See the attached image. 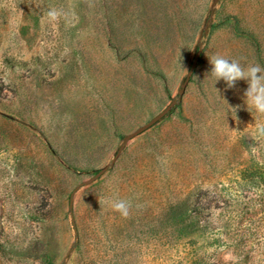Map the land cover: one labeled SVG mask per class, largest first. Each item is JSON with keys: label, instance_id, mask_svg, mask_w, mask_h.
I'll return each instance as SVG.
<instances>
[{"label": "rangeland", "instance_id": "374dc122", "mask_svg": "<svg viewBox=\"0 0 264 264\" xmlns=\"http://www.w3.org/2000/svg\"><path fill=\"white\" fill-rule=\"evenodd\" d=\"M214 54L264 67V0H0V264H264V114Z\"/></svg>", "mask_w": 264, "mask_h": 264}, {"label": "clouds", "instance_id": "9594fccd", "mask_svg": "<svg viewBox=\"0 0 264 264\" xmlns=\"http://www.w3.org/2000/svg\"><path fill=\"white\" fill-rule=\"evenodd\" d=\"M212 65L211 75L216 81L224 80L229 88L235 86L238 80H246L248 88L244 95L249 108L264 114V67L259 64L242 66L236 60H229L220 54L209 56ZM264 131V128L261 129ZM131 205L128 201L117 199L112 201L113 210L127 218Z\"/></svg>", "mask_w": 264, "mask_h": 264}, {"label": "water", "instance_id": "95a60500", "mask_svg": "<svg viewBox=\"0 0 264 264\" xmlns=\"http://www.w3.org/2000/svg\"><path fill=\"white\" fill-rule=\"evenodd\" d=\"M200 57V52H198L192 62V65L190 67V70L182 84V88L180 90V94L182 95L185 92V89L194 73V70L197 66L198 60ZM176 104V101H173L172 103H170L163 111H161L160 113H158L155 117H153L149 122H147L145 125L141 126L140 128H138L136 131H134L133 133H131L129 136H134L136 134H139L141 132H143L144 130H146L147 128H149L150 126H152L153 124H155L158 120H160L163 116H165ZM100 174V173H99Z\"/></svg>", "mask_w": 264, "mask_h": 264}]
</instances>
